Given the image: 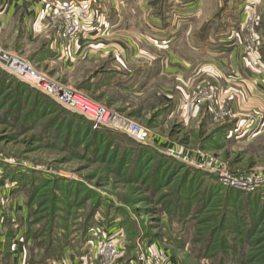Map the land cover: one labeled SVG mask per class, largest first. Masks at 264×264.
<instances>
[{
    "label": "rangeland",
    "instance_id": "374dc122",
    "mask_svg": "<svg viewBox=\"0 0 264 264\" xmlns=\"http://www.w3.org/2000/svg\"><path fill=\"white\" fill-rule=\"evenodd\" d=\"M206 1V17L221 14L228 18L237 7L229 8L228 0ZM187 2L191 5L181 6ZM39 3H43L41 8ZM193 3L195 0H148L147 6L151 13L162 16L171 9L184 13V7L192 6L186 9L190 12L196 8ZM45 5L44 0H0V264L37 261L48 246L39 242L47 236L52 241L58 236L67 240L58 257L44 264H58V260L61 264H140V253L146 258L158 253L168 264H222L221 258L225 264H240L241 257L247 259L246 264H264V192L248 193L223 186L216 173L222 169L236 174H264V131L258 134L264 128V98L249 107L244 87L224 77L219 85L212 76L204 75L193 78L190 86L181 85L187 88V94L179 101L183 104L181 111L171 115L170 107L157 104L163 93L146 99L150 91L145 90L144 98L138 99L116 91L90 89L91 63L71 69L67 62L56 61L55 48L51 57L46 56L49 43L61 37L60 26L47 16ZM99 5H92L96 16L102 11ZM134 11H139L137 5ZM249 15L255 19L250 29L245 23ZM261 32L264 8L244 12L234 32L240 46L237 55L255 76L264 74ZM252 36L262 37V43L253 45ZM45 57L50 59L44 61ZM12 60L26 63L46 80L102 104L113 120L137 123L147 131V143L136 142L125 131L105 128L93 132L84 128L75 113L8 72L6 62ZM209 88L217 98H200ZM164 96L174 99L169 93ZM238 120V131H225ZM212 184L221 189L214 191L209 188ZM203 188L207 192L201 194ZM231 189L262 200L249 222L253 231L245 240L230 226L221 229L219 225L223 214L230 212L227 207L238 214L242 210L243 205L236 201L240 193L233 195ZM200 198L204 202L198 212L186 213L198 207ZM243 200L249 208L250 202ZM12 205L18 206L13 209ZM19 208L24 217L19 216ZM251 208L256 211L254 204ZM180 210L182 218L178 216ZM27 221L32 224L28 226ZM20 224L22 237L27 226L40 234L28 243L21 242V256L15 248L11 250V233L17 237ZM93 226L111 233L120 230L115 240L122 254L112 259L99 256L97 243L90 245L88 231L84 230ZM205 226H220L215 239L229 235L237 251L230 250L227 255L221 251L204 253L207 238L201 230ZM46 228L50 233L41 232Z\"/></svg>",
    "mask_w": 264,
    "mask_h": 264
},
{
    "label": "crops",
    "instance_id": "0c3cea01",
    "mask_svg": "<svg viewBox=\"0 0 264 264\" xmlns=\"http://www.w3.org/2000/svg\"><path fill=\"white\" fill-rule=\"evenodd\" d=\"M135 1L138 0H100L102 11L98 16H93L97 26H88L75 40H52L46 56L53 54L55 48L56 61L62 64L67 62L71 69L91 63L93 66H90V73L93 75L88 81L90 89L116 91L138 99L144 98L145 90L150 91L146 99L163 93V101L159 100L157 104L159 107H170L171 115L182 109L183 104L179 105V101L186 97L187 88L181 85L190 86L193 78L198 79L204 75L212 76L214 83L219 85L224 77L227 82L248 89L249 92L244 88L242 92L247 97L249 107L253 101H263L264 74L250 75L244 68L236 52L240 46L234 32L243 20L244 12L263 9L264 0H228L229 8L237 6H234L235 11L231 10L232 14L228 18L221 14L206 17V0H195L193 4L196 8L190 12L186 9L192 6L184 7V13H176L171 9L167 16L151 13L147 6L148 0ZM133 3L136 4L133 6ZM42 4L39 3L40 8ZM99 4L94 3L93 6L100 7ZM136 5L138 12L134 11ZM40 12H37L38 19L41 17L38 15ZM236 16L238 19H235ZM261 33L264 38V32ZM48 57L44 61L49 60ZM262 59L264 65V55ZM168 93L172 94V101L170 97L165 98L164 95ZM237 97L240 99V94L237 93ZM240 124L241 120L229 124L225 131H238ZM261 126L264 127V120ZM263 131L264 128H261L258 134ZM15 206L17 208L18 205ZM17 212L20 217H24L23 209L19 208ZM11 214L14 215V211L11 210ZM19 226L17 237L16 233H11V250L15 248L21 256L24 250L21 242L24 240L20 235L22 224Z\"/></svg>",
    "mask_w": 264,
    "mask_h": 264
},
{
    "label": "built area",
    "instance_id": "2783aa9c",
    "mask_svg": "<svg viewBox=\"0 0 264 264\" xmlns=\"http://www.w3.org/2000/svg\"><path fill=\"white\" fill-rule=\"evenodd\" d=\"M98 0H55L51 2L46 0L45 11L47 16L56 22L59 26V35L61 38L75 40L82 35L88 26H94L93 16H96V8L92 5ZM246 28H253L255 19L253 15H249L246 19ZM255 37V38H254ZM252 44L260 43L257 36H252ZM250 47V45H248ZM7 61V59H5ZM7 70L11 74L17 76L20 80L27 82L36 88L40 93L47 95L61 107L72 113L84 117L91 123L93 129H115L125 131L136 142L146 144L148 141V133L137 123L113 120L110 111L102 104L89 99L81 93L73 92L67 88L61 87L58 83L46 80L45 76L39 73L33 67L28 66L27 70H18L15 63L22 64L20 61L6 62ZM33 69V70H32ZM31 77L28 79L26 77ZM204 94L200 96L206 99L214 100L217 94L212 89H204ZM218 181L223 186L244 191L248 193L264 192V174L255 173H230L227 170H218ZM89 244L94 246L97 243L98 254L102 258L112 259L116 255L122 254L123 250L117 245L115 237L120 235V230L114 232H106L105 228H96L95 226L88 230ZM99 238V239H98ZM140 264H168L163 256L145 257L144 254L137 256ZM58 264L61 261L58 260Z\"/></svg>",
    "mask_w": 264,
    "mask_h": 264
},
{
    "label": "trees",
    "instance_id": "16d2710c",
    "mask_svg": "<svg viewBox=\"0 0 264 264\" xmlns=\"http://www.w3.org/2000/svg\"><path fill=\"white\" fill-rule=\"evenodd\" d=\"M76 119H78V122H79L80 125H82L86 129H91V131H93V132L106 131V130H102V129H93L92 126H91V123L88 122L84 117H82L80 115H77L76 116ZM188 178H189V175H188ZM220 187L221 186L218 185V184H212V185H210L209 188H214L213 190L215 191L217 189H221ZM205 192H207L206 188L201 189V194L202 193L204 194ZM231 192H232L233 195L240 193V195L237 196L236 201H239L238 202V205L239 206L240 205H243L242 210L238 214L236 212H233L234 210L232 208L227 207V209H229L228 211H230V212H229V214L227 213V215L226 214H223L224 216L222 218V221H220V224L219 225H221V229L223 227L230 226V229H232V231H234V233H237L240 236H243L242 238H243V240H245L246 237L248 236V233L253 231L252 230V227L249 224V222L252 221V220H250L251 217H254V215L256 213H258L257 207H259V205L262 203V200L257 195H246V196H243V194L241 192H239V191L232 190ZM201 197H202V195H201ZM239 197H240V199L241 198L247 199L246 201L248 203L250 202L249 203V208L248 207L246 208V203H245V201L243 199L242 200H240V199L238 200ZM203 202H204L203 201V198H200L198 204L196 205L198 207L197 208H193L192 211L191 210H188V211H186V213L189 212L188 214H190V213H193L194 211L195 212H198L199 207H200V205H202ZM243 203H245V204H243ZM251 204H252V206H251ZM253 204H254V207L256 209L255 212H252L251 211V209H252L251 207H253ZM247 211H248V213H247ZM222 212H223V210H222ZM229 215L231 217H233V218H231ZM178 216L182 218V216H183L182 215V210L179 211V215ZM229 220L230 221H234V223L233 224L227 223V221H229ZM199 223L200 222H198V224ZM31 224H32V221H29L27 223L28 226L31 225ZM234 224H236L237 227L234 226ZM28 226H27L26 234L23 237V240L25 241V243H28L30 240H32L34 238L36 239L37 237L40 236V234H37L38 231L36 229H33L32 230ZM219 228H220V226L219 227L216 226L215 228L207 229V227L205 226L203 228V230H201L202 232H204L203 236L205 238H207L206 242H204V246L202 247V250L204 251V253H212L214 251H221L225 255L230 250L237 251L236 250L237 249L236 248L237 247V244L234 242L235 240L234 241H231V239L228 238L229 235L226 234V235L220 237V239L218 241L215 239V237L217 236V234H219L218 233L219 232ZM87 229H88V227L84 229L85 232H87L89 230V229L88 230ZM234 229H236V230H234ZM42 231H45V233H50L51 230H47V228H46V229H42L41 232ZM53 239L54 240L52 241L51 240V237L50 236L49 237L47 236V237L44 238V240H42V241L39 242V245L40 244L43 245L42 243H44V244L46 243L45 246H47V245L48 246L44 248V252L41 254L40 258L37 259V261H33L32 263H29V264H40V263L41 264H44L47 261H49L50 259H54V258H57L58 257V255H59V253L61 251V248L63 246H65L64 243H65V241L67 239H66V237H62V236L54 237ZM248 243H249V241H248ZM250 244L251 245H254V243H251V242H250ZM238 251H239V249H238ZM219 260H220L219 262H221L222 264H225L224 263L225 260L223 258H221ZM30 261H31V259H30ZM238 261H241L240 264H246L247 259H244L243 257H241V258H239Z\"/></svg>",
    "mask_w": 264,
    "mask_h": 264
},
{
    "label": "bare ground",
    "instance_id": "6f19581e",
    "mask_svg": "<svg viewBox=\"0 0 264 264\" xmlns=\"http://www.w3.org/2000/svg\"><path fill=\"white\" fill-rule=\"evenodd\" d=\"M15 68L16 69H18V70H23V71H25V70H27V68H28V66H27V64L26 63H22V64H18V63H15ZM33 70V69H32ZM26 78H28V79H31V77H26ZM55 84L57 85V83L55 82Z\"/></svg>",
    "mask_w": 264,
    "mask_h": 264
}]
</instances>
